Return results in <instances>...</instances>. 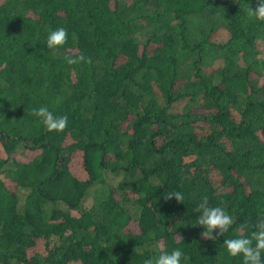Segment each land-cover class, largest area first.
I'll list each match as a JSON object with an SVG mask.
<instances>
[{
  "label": "trees",
  "instance_id": "1",
  "mask_svg": "<svg viewBox=\"0 0 264 264\" xmlns=\"http://www.w3.org/2000/svg\"><path fill=\"white\" fill-rule=\"evenodd\" d=\"M256 3L0 0V264H143L175 249L181 264H243L223 242L264 219ZM59 27L67 43L47 49ZM80 53L92 63L66 62ZM41 106L68 127L48 131ZM176 191L183 203L165 198ZM203 196L234 220L214 240L197 225Z\"/></svg>",
  "mask_w": 264,
  "mask_h": 264
},
{
  "label": "clouds",
  "instance_id": "2",
  "mask_svg": "<svg viewBox=\"0 0 264 264\" xmlns=\"http://www.w3.org/2000/svg\"><path fill=\"white\" fill-rule=\"evenodd\" d=\"M248 15L250 18L264 21V0H257L255 10L249 9ZM67 41L68 30L64 27H59L48 33L46 47L47 49L55 50L65 45ZM66 62L69 65H90L92 60L91 57L80 53L74 57H66ZM32 115L38 117L43 126L50 132H63L68 127L67 115H54L53 112L44 106L32 109ZM173 197L179 203H183L184 201V195L179 191L173 192L165 198L172 199ZM196 211L200 213L197 219V225L205 229L200 234L203 238L214 240L218 236H223L233 225V217L226 209L220 206H209L207 196L201 197ZM247 228L248 225L244 224L242 225L241 231ZM254 229L250 235H240L236 238L225 239L223 242L230 256L243 257V264H262L261 253L264 252V219L256 223ZM213 230H218L216 236H213ZM177 237L183 239L178 235ZM182 258L185 262L189 259L179 249L172 250L170 253L161 250L159 255L145 259L143 264H181Z\"/></svg>",
  "mask_w": 264,
  "mask_h": 264
},
{
  "label": "rangeland",
  "instance_id": "3",
  "mask_svg": "<svg viewBox=\"0 0 264 264\" xmlns=\"http://www.w3.org/2000/svg\"><path fill=\"white\" fill-rule=\"evenodd\" d=\"M215 62H217V61H215ZM173 108H174V109H176V108H180V104H179V103H175V104L173 105Z\"/></svg>",
  "mask_w": 264,
  "mask_h": 264
}]
</instances>
